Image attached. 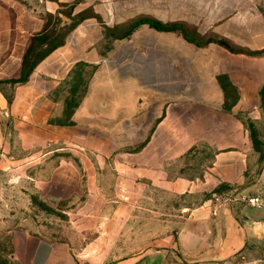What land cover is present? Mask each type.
Segmentation results:
<instances>
[{"label": "crops", "instance_id": "crops-1", "mask_svg": "<svg viewBox=\"0 0 264 264\" xmlns=\"http://www.w3.org/2000/svg\"><path fill=\"white\" fill-rule=\"evenodd\" d=\"M242 1L252 4L169 0L162 7L161 0H137L132 5L139 14L168 27L144 21L116 38L112 27L130 19V0H0V173L8 163L17 164V156H5L11 134L19 148L44 152L57 144L46 152L74 155L92 192H101L99 175L111 172L116 195L108 215L124 232L136 194L139 204L150 193L155 200H169L168 218L154 223L156 231L169 234L120 258L110 257L109 249L117 245L112 238L93 263L112 258L111 264H264V209L219 206L214 198H204L220 184L234 186L236 197L264 193V165L251 170L252 145L243 124L223 130V142L201 179L175 171L178 156L194 143L188 132L179 138V105L224 111L232 88L238 94L231 101L233 112L253 114L259 104L264 56L203 40L214 34L249 51L263 49L264 23L260 26L255 11L244 10ZM47 14L67 26L64 42L19 81L24 55L32 38L45 30ZM62 166L73 163L62 160ZM179 194L199 200L196 206L182 205L180 214L189 226L178 223ZM25 242V251L14 243L23 262L48 264L49 239L29 236Z\"/></svg>", "mask_w": 264, "mask_h": 264}, {"label": "rangeland", "instance_id": "rangeland-1", "mask_svg": "<svg viewBox=\"0 0 264 264\" xmlns=\"http://www.w3.org/2000/svg\"><path fill=\"white\" fill-rule=\"evenodd\" d=\"M134 1L137 0H130V19L112 27L116 38L132 32L141 22L158 23L147 15L139 14L138 8L132 5ZM151 1L153 0H146ZM168 1L161 0L162 7L168 5ZM241 6L244 10L251 7L257 16V23L260 26L264 23V0H252L251 5L242 1ZM53 28L58 34H64L67 30V26L64 27L62 23L54 25ZM203 40L220 42L233 51L247 50L229 39L219 40L214 34H208ZM258 51L259 56H264V48ZM226 81L228 80L225 77H221V84ZM228 97L224 111L210 112L200 104L190 105L185 110V107L179 105L178 112L183 115L178 121L179 138L180 134L189 133L193 136L194 143L184 154L178 156L175 164L178 174L201 179L223 142V130L233 129L240 122L248 130V140L252 145L251 161L254 167L251 170L259 171L264 165V87L253 114L250 109L232 111L234 102L231 101L238 98L236 88H232ZM8 136L13 142L7 147L5 156L7 160L14 156L18 159L17 164L8 163L0 173V264H26L19 258L14 243L15 240L18 241L21 249L25 251V239L29 236L44 237L51 241L48 264H95L92 259L106 253V243L112 238L117 240V245L109 249L110 257L120 258L151 248L156 237L169 234L156 231L154 225L164 223L168 218L165 214L166 208L170 206L168 198L155 200L150 193L151 198L143 197L139 204L136 194L134 213L126 221L130 228L124 232L121 224L114 223L113 218L108 215L111 213V204L115 203L110 200L116 195V178L111 172L106 174L105 171L99 175L98 186L101 192H92L86 181L85 169L74 155L59 150L46 152L49 148L56 149L57 144L50 145L47 150L43 148L44 152L22 149L17 145L15 135ZM62 160L71 161L73 166L60 167ZM221 190L219 193H206L204 198L210 196L213 199L216 195H222L221 206L229 204L230 197L235 196L237 190L234 186L231 190L226 187ZM158 201L162 204L161 213L157 208ZM173 202L172 198V206ZM186 203L196 206L199 200L179 194L176 201L179 208V226L191 224H187L188 221L180 214L182 205ZM238 203L243 202H232L233 205ZM140 209L144 215L139 214ZM175 250L176 248L174 252ZM112 262L111 258L104 264Z\"/></svg>", "mask_w": 264, "mask_h": 264}, {"label": "trees", "instance_id": "trees-1", "mask_svg": "<svg viewBox=\"0 0 264 264\" xmlns=\"http://www.w3.org/2000/svg\"><path fill=\"white\" fill-rule=\"evenodd\" d=\"M46 20L47 23L45 26V30L42 33L37 34L32 38L31 43L24 55L22 75L19 81H25L28 78L29 74L34 69V67L37 65V63L64 42V36L67 34L68 29L64 34H58L55 28H53L54 25L60 23V18L58 16L47 14ZM153 23H154L153 25L160 27L162 29H166L168 27L167 25H161L156 22ZM219 44L225 46L220 42ZM242 51L248 52L249 54L252 55L254 54L259 55L260 53L259 51H249V50L248 51L242 50ZM225 89L227 91L230 90L229 86L227 85H225ZM222 187H226L227 190L228 189L231 190L233 188L232 185L220 184L218 189H215L214 193L221 192Z\"/></svg>", "mask_w": 264, "mask_h": 264}, {"label": "built area", "instance_id": "built-area-1", "mask_svg": "<svg viewBox=\"0 0 264 264\" xmlns=\"http://www.w3.org/2000/svg\"><path fill=\"white\" fill-rule=\"evenodd\" d=\"M233 197H230V200L228 201V203L232 204L234 200L236 201L238 199L239 201L241 200L245 205L251 208H255V209L263 208L264 209V193H252V194L245 195V196H240V197L233 196ZM214 199L216 200L218 205L221 206L222 195H216Z\"/></svg>", "mask_w": 264, "mask_h": 264}]
</instances>
